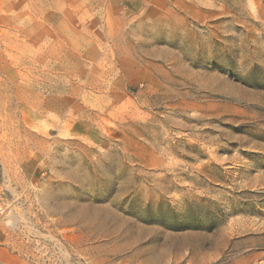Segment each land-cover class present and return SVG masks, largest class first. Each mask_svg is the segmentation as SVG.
<instances>
[{"label":"rangeland","instance_id":"rangeland-1","mask_svg":"<svg viewBox=\"0 0 264 264\" xmlns=\"http://www.w3.org/2000/svg\"><path fill=\"white\" fill-rule=\"evenodd\" d=\"M0 264H264V0H0Z\"/></svg>","mask_w":264,"mask_h":264}]
</instances>
